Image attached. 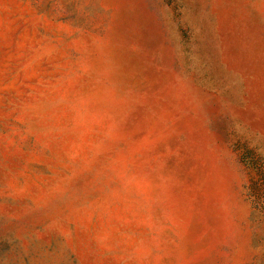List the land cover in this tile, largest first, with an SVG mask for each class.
<instances>
[{
    "label": "rangeland",
    "instance_id": "1",
    "mask_svg": "<svg viewBox=\"0 0 264 264\" xmlns=\"http://www.w3.org/2000/svg\"><path fill=\"white\" fill-rule=\"evenodd\" d=\"M0 264H264V0H0Z\"/></svg>",
    "mask_w": 264,
    "mask_h": 264
},
{
    "label": "bare ground",
    "instance_id": "2",
    "mask_svg": "<svg viewBox=\"0 0 264 264\" xmlns=\"http://www.w3.org/2000/svg\"><path fill=\"white\" fill-rule=\"evenodd\" d=\"M235 52V51H234Z\"/></svg>",
    "mask_w": 264,
    "mask_h": 264
}]
</instances>
